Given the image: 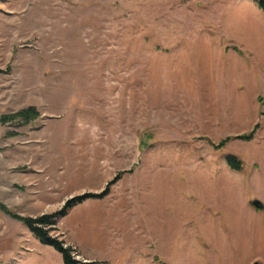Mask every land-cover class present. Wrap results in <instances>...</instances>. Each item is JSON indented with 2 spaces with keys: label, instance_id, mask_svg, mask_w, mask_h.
Returning <instances> with one entry per match:
<instances>
[{
  "label": "rangeland",
  "instance_id": "1",
  "mask_svg": "<svg viewBox=\"0 0 264 264\" xmlns=\"http://www.w3.org/2000/svg\"><path fill=\"white\" fill-rule=\"evenodd\" d=\"M30 107L0 124V204L96 195L50 230L76 260L264 264L257 2L0 0V118ZM0 264L63 261L0 209Z\"/></svg>",
  "mask_w": 264,
  "mask_h": 264
},
{
  "label": "trees",
  "instance_id": "2",
  "mask_svg": "<svg viewBox=\"0 0 264 264\" xmlns=\"http://www.w3.org/2000/svg\"><path fill=\"white\" fill-rule=\"evenodd\" d=\"M257 2L260 9L264 10V0H254ZM39 113L33 107L20 110L17 113L8 116H2L0 118V124H5L7 121H18L21 125H28L33 120L37 119ZM258 125L248 135H242L237 138L249 141L253 138L254 133ZM228 139L225 141L227 142ZM225 141H222L220 145H223ZM227 162L234 169H240L241 165L238 160L233 156H228L226 158ZM96 195L93 194H84L71 198L66 201L62 209L51 215H41L38 217H22L10 210H8L4 205L0 204V209L9 215L11 218L16 219L22 222L30 234L37 239L42 245L52 247L56 252L62 256L63 264H84L76 260L73 256L74 249L70 246H65V243L62 240H59L57 237L50 235V230L56 225L57 220L66 216L67 212L72 209L74 206L82 203L86 199L96 198Z\"/></svg>",
  "mask_w": 264,
  "mask_h": 264
},
{
  "label": "water",
  "instance_id": "3",
  "mask_svg": "<svg viewBox=\"0 0 264 264\" xmlns=\"http://www.w3.org/2000/svg\"><path fill=\"white\" fill-rule=\"evenodd\" d=\"M252 206L255 207L256 209H262L263 206L259 201H253Z\"/></svg>",
  "mask_w": 264,
  "mask_h": 264
},
{
  "label": "crops",
  "instance_id": "4",
  "mask_svg": "<svg viewBox=\"0 0 264 264\" xmlns=\"http://www.w3.org/2000/svg\"><path fill=\"white\" fill-rule=\"evenodd\" d=\"M257 97V94L255 95V98ZM254 98V99H255ZM256 101H257V99H256ZM262 205H263V203L261 202V201H259ZM255 208V207H254ZM262 209H264V205H263V208Z\"/></svg>",
  "mask_w": 264,
  "mask_h": 264
}]
</instances>
